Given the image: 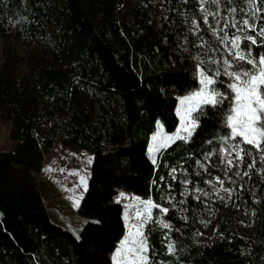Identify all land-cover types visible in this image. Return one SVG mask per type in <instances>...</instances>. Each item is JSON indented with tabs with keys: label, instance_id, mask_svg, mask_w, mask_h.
<instances>
[{
	"label": "trees",
	"instance_id": "1",
	"mask_svg": "<svg viewBox=\"0 0 264 264\" xmlns=\"http://www.w3.org/2000/svg\"><path fill=\"white\" fill-rule=\"evenodd\" d=\"M248 1L259 9L249 23L264 28V0ZM244 4L233 0L241 20ZM192 19L200 21L198 36L189 31ZM241 29L229 26V35H253L252 53L264 55L261 33ZM201 38L209 43L207 50L219 48L196 0H0V117L10 124L12 144L0 149V264H112L125 231L116 195L122 190L158 202L169 185L167 191L178 197L185 176L181 166L194 181L190 189H207L204 180L220 176L233 191L230 198L212 194L208 200L216 224L208 237L196 236L202 207L191 195L164 216L172 231L146 228L153 264H264L260 153L253 152L257 163L251 171L246 158L229 173L232 183L214 169L211 177H195L194 171L202 172L196 160L219 147L204 141L213 139V132L224 135L218 117L208 112L194 144L177 141L158 154L155 165L149 158L157 121L173 133L178 95L198 87L192 58L207 60L206 47H197ZM55 142L92 154L76 210L84 223L79 217L78 226L54 218L61 198L55 195L49 206L47 181L40 177L43 156ZM212 163H219V155ZM171 168L177 169L175 180ZM171 241L172 256L165 247Z\"/></svg>",
	"mask_w": 264,
	"mask_h": 264
},
{
	"label": "snow or ice",
	"instance_id": "2",
	"mask_svg": "<svg viewBox=\"0 0 264 264\" xmlns=\"http://www.w3.org/2000/svg\"><path fill=\"white\" fill-rule=\"evenodd\" d=\"M181 2L187 3L188 0H181ZM247 2L248 0H245V3ZM232 4L233 0H200L198 12L202 16L203 24L208 27L227 54L223 55L222 58L217 56L215 59L210 55L207 60L201 59L199 55L192 58L195 64L194 79L199 87L178 98L179 106L176 111L177 115L180 116V124L174 133L167 134L161 131L163 125L157 121L158 130L153 133L151 137L153 143L148 148L149 158L154 165L156 164V157L153 156V153L158 155L177 141L194 144L199 135L198 130L202 127L201 120L208 112H212L218 117V124L224 135L218 136L217 133L213 132L210 134L213 139L204 141V144L208 146L218 145L219 147L203 153L202 160L207 163L202 162L201 159L196 160V165L202 172L194 171L192 174L195 177L202 178L203 174L211 177L212 171L210 169L219 170L225 177H229V173L233 169L241 168L244 165L246 158H251V163L247 165L248 170L251 171L257 163L253 152L260 153L259 160L264 163V55H260L258 59L253 56L251 46L257 44L253 35L242 38L229 35L228 32L229 23L237 31H239L237 27L239 23L250 32L259 31L261 37L264 38V28L254 27L247 18L243 19L242 22L238 21L234 6L222 7V5ZM213 7L215 10L211 11L210 9ZM222 11L226 15L223 29L220 30L218 17ZM209 17L212 18L217 27L212 26ZM191 23L195 31H192L191 28L189 31L192 35L198 36L201 32L200 21L192 19ZM221 31H223V35H221ZM260 46L264 47V44ZM197 47H209V43L201 38V43ZM242 49H247V51ZM184 51L187 52L188 50L185 49ZM217 51L216 47H211V52ZM246 145L252 147L246 149ZM217 155H219V163L213 164L212 158ZM89 163H91V159ZM259 170L257 169V171ZM181 171L185 173V176L180 182L184 185L194 184V181L189 178L187 168L181 166ZM249 171H245L243 175L248 176ZM235 174L239 176L240 172L237 171ZM169 175L172 179H177V169L171 168ZM160 180L163 181L164 177L161 176ZM228 182L232 183L230 177ZM81 183L87 189L84 177H81ZM155 183L156 181H153V184ZM204 184L211 186L215 190V195L219 196L221 200L224 197L220 196V191L228 193L229 198L231 197L233 189L224 187L225 180L221 179L220 176L215 177V183L212 179H207L204 180ZM217 184H219V188L216 187ZM240 187L243 188V185ZM194 191L197 201L200 200L201 196H209V193L198 185H194ZM180 195L183 196L184 194L181 193ZM125 196L126 194L121 192L115 202L120 203V198ZM133 199L136 203L124 205L123 218L126 222V234L111 256L112 264H153L150 256L152 249L145 229L148 228L150 231L151 226H156L170 232L173 228L163 218L153 219V209H159L162 216H167L169 208L161 207L151 198L144 200L140 197H133ZM165 199L173 209H177V205L173 203L175 197H161L162 201ZM179 203L183 205L184 201L180 200ZM93 223L99 224L100 222L94 221ZM76 239L79 240L80 236L76 235ZM165 239H169L167 235ZM165 247L168 255H175L174 241L168 242Z\"/></svg>",
	"mask_w": 264,
	"mask_h": 264
},
{
	"label": "rangeland",
	"instance_id": "3",
	"mask_svg": "<svg viewBox=\"0 0 264 264\" xmlns=\"http://www.w3.org/2000/svg\"><path fill=\"white\" fill-rule=\"evenodd\" d=\"M196 3L198 6V9H199L200 8V0H196ZM233 6H234L233 4L232 5H222V7H227V8H230ZM243 8H244L243 13H244L245 18L254 17L253 13H256V9H255L254 3L252 1H248L247 3H245ZM210 10L214 11L215 9L213 7ZM225 15H226V13L222 11L218 17L220 19V24L218 26L220 30L223 29ZM201 18H202V16H201ZM236 18L240 22L243 21V20H241L240 16L238 15L237 8H236ZM209 21L213 27H217L215 22L212 21L211 17H209ZM229 26H231L230 23H229ZM237 27L239 28V30H242L241 24L238 23ZM193 30L195 31L194 28H193ZM234 30H236V29H234ZM209 32H210V30H209ZM221 35H223V31H221ZM203 51L206 54V56H204V58H206V59H208L210 55L213 59H215V58H217V56H220L222 58L223 55L227 54L221 45H219L218 51L215 53L211 52V49L207 50V47L203 48ZM260 55H262V54H260ZM260 55H254L253 54V56L257 59L259 58ZM198 87H199V85H198ZM188 93H186V94H188ZM186 94L178 95V98L182 97ZM178 106H179V99H178V103H177V107ZM176 110H177V108H176ZM176 113H177V111H176ZM178 118H179V124H180V116H178ZM179 124H178V126H179ZM157 130L158 129H157V123H156V129L153 133H156ZM161 131L165 132L163 128L161 129ZM9 133H10L9 122L5 121L3 118L0 117V149H5V150L11 149L12 144H11L10 139H9ZM165 133H167V132H165ZM167 134H172V133H167ZM152 135H151V137H152ZM151 137L149 140L148 148H149V145L153 143ZM153 156L156 157V161H157L158 155L156 153H153ZM90 159H92V154L89 151L84 150V149L78 150V149H75L74 147H71V146H64L59 142H55L53 144L52 148L44 154L43 160H42V170L40 172V177L47 181L46 186H47V190L50 193L47 196V201H48L49 206H53V204H55L54 201L57 199V197L55 199V197H54L55 195H57V196H59V198H61V206L59 204L58 209H56V211L53 210L55 213L54 218L57 221L65 222L66 224L71 225V226H78L81 223V221H80V218H81V220L84 223V218L78 216L76 214V210H77V207L79 204V200L85 191V187L81 183V177H84L86 180V183H87V179H88V175H89V166H90L89 160ZM182 180L183 179H181L180 181H182ZM180 181H179L180 190H179L178 197H175V195L173 193L168 192L167 190H169L171 187L169 185H166V190L164 189L161 191L159 201L158 202H156L154 200L153 201L157 204H160L161 207L171 208V205L167 201V199L162 201L161 197H168V196L175 197V200L173 201V203H175L178 207H179V205H181L179 203V201L184 200V198L189 196V195H191L195 199L196 193L194 191V188L190 189L189 185H184ZM213 183H215V180L213 181ZM216 187L219 188L220 187L219 184H217ZM201 188L204 191H207L209 193V196L208 197L201 196V198L199 200L201 207H202V209H201L202 211L198 214L197 219L194 222V224L196 226V229H195L196 230V236L198 239L200 237H203V236L208 237L214 232V230L216 228V224L211 217L208 200L211 199L212 194L215 196L216 199L219 198V196L215 195V190L211 186L207 185V189H205L203 187H201ZM52 189L54 191V194H52V192H51ZM186 189H187V191H186ZM121 192L126 194L125 197L120 198V203H121L122 208H123V211H122V217H123L124 211H125L124 205L129 204V203H136V201L133 199V197H138V196H135L133 194H130V193H127L126 191L121 190L116 195V198L120 196ZM181 193H183L184 195L181 196L180 195ZM220 196L225 197V192L220 191ZM140 198H142L144 200L149 199L148 197H140ZM152 211H153V219L154 220H159L161 218L165 219V217L162 216L159 209H153ZM123 220H124V218H123ZM165 221H166V219H165ZM124 224H125L124 234L122 235V237L117 242L114 250L116 249V247L119 245L120 241L124 238V236L126 234V222H125V220H124ZM251 227H252V225L251 226L242 225V229L244 231H250ZM73 233L78 235L79 230L75 229V230H73ZM114 250H113V252H114ZM113 252H112V254H113Z\"/></svg>",
	"mask_w": 264,
	"mask_h": 264
}]
</instances>
